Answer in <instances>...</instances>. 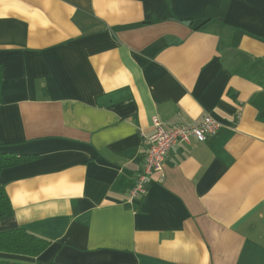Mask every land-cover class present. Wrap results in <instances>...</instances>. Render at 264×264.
Here are the masks:
<instances>
[{"label":"crops","instance_id":"0c3cea01","mask_svg":"<svg viewBox=\"0 0 264 264\" xmlns=\"http://www.w3.org/2000/svg\"><path fill=\"white\" fill-rule=\"evenodd\" d=\"M0 67V229L50 241L0 259L264 264V0H0ZM206 115L129 203L155 121Z\"/></svg>","mask_w":264,"mask_h":264},{"label":"built area","instance_id":"2783aa9c","mask_svg":"<svg viewBox=\"0 0 264 264\" xmlns=\"http://www.w3.org/2000/svg\"><path fill=\"white\" fill-rule=\"evenodd\" d=\"M154 127L156 133L150 138L145 150L144 164L136 177L134 188L129 193V203H135L145 197L151 177L156 173H163L164 163L173 147L181 142L189 143L192 138L204 142L219 131L221 124L206 115L200 123L192 126L173 124L165 128L156 120Z\"/></svg>","mask_w":264,"mask_h":264},{"label":"trees","instance_id":"16d2710c","mask_svg":"<svg viewBox=\"0 0 264 264\" xmlns=\"http://www.w3.org/2000/svg\"><path fill=\"white\" fill-rule=\"evenodd\" d=\"M2 82V70L0 67V90ZM2 105L0 91V106ZM213 137V136H212ZM211 138V137H210ZM29 157H18L15 154L0 152V173L5 169L16 167L28 161ZM14 217V209L10 198L0 183V226L3 222ZM50 245V241L27 231L23 228L0 229V253L17 255L28 258H38ZM0 264H28L14 260L0 259ZM36 264H43L37 262ZM58 264V263H50Z\"/></svg>","mask_w":264,"mask_h":264},{"label":"water","instance_id":"95a60500","mask_svg":"<svg viewBox=\"0 0 264 264\" xmlns=\"http://www.w3.org/2000/svg\"><path fill=\"white\" fill-rule=\"evenodd\" d=\"M185 24H189V23H185Z\"/></svg>","mask_w":264,"mask_h":264}]
</instances>
